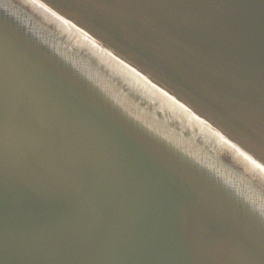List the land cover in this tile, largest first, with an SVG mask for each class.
I'll return each mask as SVG.
<instances>
[{
  "label": "water",
  "instance_id": "water-1",
  "mask_svg": "<svg viewBox=\"0 0 264 264\" xmlns=\"http://www.w3.org/2000/svg\"><path fill=\"white\" fill-rule=\"evenodd\" d=\"M13 1L0 264H264V190ZM43 1L264 163V0Z\"/></svg>",
  "mask_w": 264,
  "mask_h": 264
},
{
  "label": "bare ground",
  "instance_id": "bare-ground-1",
  "mask_svg": "<svg viewBox=\"0 0 264 264\" xmlns=\"http://www.w3.org/2000/svg\"><path fill=\"white\" fill-rule=\"evenodd\" d=\"M22 1L43 16L49 25L57 28L61 37L75 50L101 66L121 88L133 94L139 93L142 98L145 95L146 99L142 100L149 109L157 108L156 105L161 106L164 109L163 112L154 108L153 114L156 117L165 120L164 122L170 126L181 127L187 135L194 136L200 141L199 143L209 147L208 149L212 152L217 148L232 151L244 170L256 177V181L264 187V163L199 115L184 101L43 0ZM147 97H151V100ZM210 147L215 149L212 150Z\"/></svg>",
  "mask_w": 264,
  "mask_h": 264
},
{
  "label": "rangeland",
  "instance_id": "rangeland-1",
  "mask_svg": "<svg viewBox=\"0 0 264 264\" xmlns=\"http://www.w3.org/2000/svg\"><path fill=\"white\" fill-rule=\"evenodd\" d=\"M16 2H18L19 4H21L22 6H24L26 9H28L29 11H31L32 13H34L36 16H38L41 20H43L46 24H48L49 25V23L47 22V21H45V19L43 18V16H41V15H39L35 10H33L29 5H27L26 3H24L22 0H15ZM52 29H54L59 35H60V33L58 32L59 30H57V28H55L53 25H49ZM61 36V35H60ZM114 80V79H113ZM115 81V80H114ZM116 82V81H115ZM116 84H117V82H116ZM119 87H120V85L119 84H117ZM121 88V87H120ZM135 103H137L138 105H141L142 106V108L143 109H148V111H150V113L152 114V115H154V116H156L155 114H153V113H155L154 111H155V109L156 110H159V111H162L163 112V108L161 107V106H158V105H156L157 106V108L156 107H154V108H148V105H146V103H144L143 102V100L142 99H146V96L144 95L143 96V98L142 97H140L139 95V93H135V94H133L132 92H129L128 90H126V89H123V88H121ZM138 95V96H137ZM148 98V100H151L150 98L151 97H147ZM153 101V100H152ZM154 103V102H153ZM159 114V113H158ZM161 117H163L164 118V116L163 115H161ZM172 128H174V129H176V130H179L181 133H183V135H186V136H189V137H191L192 138V140L194 141V142H197L200 146H203L204 148H206V149H208L207 148V146H205L203 143H199L200 141H198L197 139H195V137L194 136H192L191 134H188L187 135V133H186V131H184V129H182L181 127H175V126H171ZM200 134V133H199ZM201 136H202V134H200ZM201 140V139H200ZM210 149H212V150H214L215 148H212V147H210ZM209 150V149H208ZM218 155H220V156H222V157H224V158H226L227 160H229V161H231L232 163H234L239 169H241L244 173H246L257 185H259L263 190H264V187L262 186V185H260L258 182L259 181H256V177H253V176H251V174H249L248 172H246L245 170H244V167H243V165L240 163V161L237 159V158H235V156H234V154H233V152L232 151H226V150H220V149H216V150H214Z\"/></svg>",
  "mask_w": 264,
  "mask_h": 264
}]
</instances>
